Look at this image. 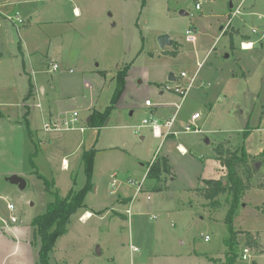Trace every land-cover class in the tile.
<instances>
[{
  "label": "rangeland",
  "instance_id": "1",
  "mask_svg": "<svg viewBox=\"0 0 264 264\" xmlns=\"http://www.w3.org/2000/svg\"><path fill=\"white\" fill-rule=\"evenodd\" d=\"M30 2L24 6L35 5L42 18L34 16L18 28L2 16L17 13L23 19L19 5L7 12L9 7L0 6L5 12L0 15V39H7L4 56L18 43L23 47L22 39H38L41 46L36 67L21 54L13 61L17 66L0 58V226L12 223L10 215L17 220L14 232L8 226L0 229L7 250L0 264H38L40 240L32 219L45 212L56 189L65 196L87 185L84 209L91 216L81 220L83 209L71 216L66 234L49 254L51 264H223L230 236L224 220L229 197L221 193L211 202L196 191L218 173L213 147L219 142L243 148L255 167L252 186L231 220L242 231L235 264H245L239 258L244 231L257 235L262 252L255 260L264 264V187L257 186L264 184V156L259 155L264 150V0H203L200 9L193 0ZM238 4L239 13L232 15ZM187 30L195 35L194 44L186 41ZM160 34L173 41L164 50L157 44ZM241 42H252V47L243 49ZM78 54L88 73L81 79V97L72 103L78 104L75 127L83 129L44 131L48 119L40 113L49 109L48 95L28 96L29 80L54 93L57 74L49 68L56 62L62 70L61 56ZM68 64L82 75L73 61ZM17 67L21 77L14 73ZM181 71L187 74L183 81L195 78L179 103L172 90L176 82L167 78ZM119 75L123 86L106 122L89 126L87 104L91 100V106L104 111ZM145 98L157 105L154 114L144 108ZM195 112L199 118L190 121ZM173 113L179 132L170 137L172 147L170 139L163 144L149 127L138 128L144 118ZM186 125L192 131L185 132ZM177 143L188 146L186 155L177 153ZM166 149L172 152L173 175L158 182L146 179L148 164ZM86 151H93L90 177L83 161ZM13 175L24 179L23 188L9 181ZM138 183H143L141 191ZM155 186L161 188L153 190ZM7 203L14 206L11 213Z\"/></svg>",
  "mask_w": 264,
  "mask_h": 264
},
{
  "label": "trees",
  "instance_id": "2",
  "mask_svg": "<svg viewBox=\"0 0 264 264\" xmlns=\"http://www.w3.org/2000/svg\"><path fill=\"white\" fill-rule=\"evenodd\" d=\"M170 54L175 55L173 50ZM123 86V77L118 76L116 92L113 95L111 104L104 111L92 110L87 124L92 127H101L106 122L107 117L114 108V104L119 98ZM32 87L29 88L28 96H31ZM215 159L224 167L226 173L223 178L214 180H204L203 185L197 188V193L204 199L214 202L216 197L221 193H227L229 197V210L225 216V222L228 225L230 236L226 241L228 251L225 255L223 264H235L238 258V241L237 235L240 230L232 227L231 220L239 200L244 196L246 191L251 188L255 167H250V158L243 148L231 149L220 142L214 147ZM93 151H86L83 155L85 171L90 177L93 166ZM260 156H264V150L260 151ZM261 161V160H260ZM262 161H264L262 159ZM171 173V167L165 156H156L146 172L145 178L148 180L160 181L163 175ZM225 180V184H223ZM258 187H264L263 183H258ZM89 186H85L78 191L70 190L65 196H61L56 189L53 194L55 198L48 202L44 213L37 215L31 221V226L40 240L38 250V264H51L49 254L57 238L67 232V224L72 215L84 209V197ZM160 186H155L153 190H159ZM245 240L243 246L255 248L256 253H261L257 235L244 231ZM255 264V262H254Z\"/></svg>",
  "mask_w": 264,
  "mask_h": 264
},
{
  "label": "crops",
  "instance_id": "3",
  "mask_svg": "<svg viewBox=\"0 0 264 264\" xmlns=\"http://www.w3.org/2000/svg\"><path fill=\"white\" fill-rule=\"evenodd\" d=\"M8 1L10 2V4L6 5V7H9V8H6V12L9 11V10L14 11V8L13 7L18 4L19 5L18 10L22 14V18H23V21H24L23 22V26L24 25L25 26L26 25H29L31 23V21H32V19H33L34 16H36V19L37 20H39L40 18H42V17L39 16L42 11L39 10L38 7H36L35 5L34 6L30 5V7L29 6H24V4H29L28 3L29 1H31L30 3H32V2H35V0H8ZM11 6H12V8H10ZM2 8L3 7H1V11H0V15L1 16L3 15L2 12H4ZM72 11L76 15H79L80 14V12H79V10H78L77 7H73L72 8ZM18 27L19 26H17V28ZM0 41L2 43V45L0 46L1 47L0 48V58H6L7 57L8 60H9V63L10 64H14V62L17 63V60H18V57L17 56L19 54H21L23 56V58H25V57L27 58V61L30 63V66L31 67H36V65L34 64V62L37 61V60H39V58L37 57V54H40L39 51L41 50V46H40V44L38 42V39H26V40H23L22 39L23 47H22V45H20L18 43V48L17 49H14L13 51H9L8 52L9 54L7 56H4V54H3L4 45L7 43V39H0ZM192 44H194V43H192ZM79 58H80L79 57V54L76 56V58L73 57V59L68 58V56H66V55L61 56V62L64 65L63 68H62V70L59 69L60 67H59V65L56 62L53 63V64H56L57 65V68H56L55 71L52 70V65L53 64L51 65V67L49 68V71L50 72L53 71V72H55V74H57V77H56V80H55V82L57 84V91H55L54 93L51 90H49V91L46 90L45 86L42 85L41 82L38 81L37 82L38 84H37L35 80H33V81L29 80V83H28V91H29V88L32 87L31 96H35V93L37 94V92H39V94L41 96L48 95V100H49V105L48 106H49V109H48V111H46V110H42L41 111L40 114H41L42 119L45 120V119H49V118H61V117L70 115L71 112H74V111L77 112L78 108H76V106L78 104L74 105L72 103V101H74L77 98L81 97L79 95L81 93V90H82L81 84H80L81 83V79H82V77L84 78V76H86V74L88 73V71L85 70V66H87V64H85L84 61H82ZM72 61H73L74 65L76 67H79L80 68L82 75L75 74L76 72L73 69H71V68L68 67L69 66L68 63L69 62H72ZM22 62H23L22 65L25 68V63H24L23 60H22ZM14 65H16V64H14ZM32 69H34L32 71L35 72V68H32ZM39 71L40 70H36V72H39ZM65 72H68L70 74H73L74 73V74L70 77V74L67 75ZM14 73L16 74V76L19 74V76L21 77L20 71H19V68L18 67L15 69V72ZM174 79H175L174 81H176L177 79H181V78L178 75V76H174ZM159 93L162 94L163 92L160 91ZM176 96L179 99V103H181V100H180L179 96L178 95H176ZM147 99H149V98H145L144 99V102ZM91 103L92 102L90 100V102L86 106V109H88V112H89L86 121H88V118H89V115H90L91 111L92 110H97L93 106H91ZM151 103H152L151 106H146L145 104H143V106H144V108H147L148 109V113L154 114L155 111H156L157 105L156 106H153L154 103L152 101H151ZM173 103L176 104V102H172V103L167 102V103H164V104L166 106H170V104H173ZM179 103L176 104L175 107L179 106ZM72 104H73V106H72ZM37 105H39V103ZM159 105H160V103L158 104V106ZM195 113H197V112H195ZM44 115H46V116H44ZM173 116H175L174 125H173V130H175L174 127H175V124H177L176 113L168 114V115H165V116H158V119L151 118V117L150 118L152 120H155V121L159 122V123H163V122H165L166 120H168L169 118H171ZM191 116H190V121L192 120L191 119ZM176 131H178V130H176ZM170 137H176V136L171 135V136H168L164 140H161V141H163V144H164V143H166V140L170 139L169 145L172 147L173 145L171 143V138ZM140 138H143V136H141ZM204 141H205V143H208V139H205ZM178 146H179V148H181V150L184 151L183 153H181V152L178 151V149H177ZM225 146H228V145L225 144ZM187 147L188 146H184L182 143H177V144L174 145V148L177 151V153H179L181 155H186L188 153L187 152ZM213 150H214V147H213ZM171 153H172L171 152V149H166L165 150V153L161 155V156H165L167 158L170 167H171V164H170V161H169L170 160L169 154H171ZM214 160L218 164V173L215 174L213 176V178H211V179L218 180V179H221V178L224 177V175H225V169L220 164V162L215 159V153H214ZM62 161L64 162L66 160L65 159H62ZM63 168H66V167L63 166ZM168 175H169V177L171 175H173L172 169H171V173L168 174ZM202 185H203V182L200 183L198 187H200ZM122 199H123L122 202H126V198H119L120 201ZM86 214H90V212L87 210L82 215L81 220H83V216H85ZM10 216H12V215H10ZM90 216H91V214H90ZM6 226H8V229H7L8 231L11 228L10 231L14 232L15 225L12 224V223H9L8 225L3 224V225L0 226V229L2 230V228L3 227L6 228ZM6 256H7V250L4 249V244L3 243H0V260L2 259V261H3L4 258H6ZM255 264H256V260H255Z\"/></svg>",
  "mask_w": 264,
  "mask_h": 264
},
{
  "label": "built area",
  "instance_id": "4",
  "mask_svg": "<svg viewBox=\"0 0 264 264\" xmlns=\"http://www.w3.org/2000/svg\"><path fill=\"white\" fill-rule=\"evenodd\" d=\"M194 1V6L196 9H200L201 8V2L203 0H193ZM243 0H241L242 2ZM10 4L9 1L7 0H0V6L2 5H8ZM239 6L240 4L237 5V8L233 11L232 15H235L237 13H239ZM3 18L14 24L15 27L20 26L23 24V19L19 18L17 13L15 15H3ZM186 41L190 42V43H195L196 42V37L193 34L192 30H187L186 32ZM250 47H245L244 43L241 42V48L243 49H248L252 47V42H249ZM57 68L56 64L52 65V70L55 71ZM179 77L181 79H177L175 82V86L173 87V91L176 95L179 96L180 100L182 101L184 99V97L187 94L188 89L190 88L191 84L194 81L195 78V74L192 75L188 81H183L182 79L187 77V74L185 72H180ZM144 104L146 106H151L152 103L149 99L145 100ZM178 107V106H177ZM46 116V115H44ZM43 116V117H44ZM46 118V117H45ZM197 118H199V114L198 113H194L191 116L192 121L196 120ZM174 120H175V116L169 118L168 120H166L163 123H159L155 120H152L150 117L147 119H143L141 125L138 126V128L140 126H148L151 129L152 134L156 137L159 138L161 140H164L166 137L168 136H176L178 134L179 131L173 130V125H174ZM78 122V113L76 111L71 112L70 115L61 117V118H49L46 122H43L42 124V129L44 131H58V130H72V129H79L82 130L83 127H75L76 123ZM191 124V123H190ZM185 132H190L192 131L191 127L189 125H186L183 129ZM194 131H196L197 129L194 128ZM138 130H136L137 132ZM178 151L183 153L184 151L181 150V148H179V146L177 147ZM155 158H153L150 163L147 166V171L149 169V166L152 164V162L154 161ZM129 183L135 184V182L133 180H129ZM142 184L143 183H138V188L137 191H141L142 189ZM147 199H149L150 197L147 196ZM7 209L12 212L14 209V206L11 203H7L6 205ZM126 214L127 216H130V209L126 210ZM16 218L14 216H10V222L14 223L16 222ZM209 239L208 235H205L204 240L207 241ZM133 251H137L136 247L132 248ZM255 255H256V250L253 247L250 246H243L242 249L239 252V258L245 263V264H254L255 262Z\"/></svg>",
  "mask_w": 264,
  "mask_h": 264
},
{
  "label": "water",
  "instance_id": "5",
  "mask_svg": "<svg viewBox=\"0 0 264 264\" xmlns=\"http://www.w3.org/2000/svg\"><path fill=\"white\" fill-rule=\"evenodd\" d=\"M181 15H186L184 11H180ZM157 44L161 50H164L167 46H171L173 44V41L170 39V37L166 34H160L157 37ZM168 81H174V75L172 73H169L168 75ZM9 181L13 184H18L19 188H23L25 186V181L23 178L13 175L9 178ZM225 180H223V184H225Z\"/></svg>",
  "mask_w": 264,
  "mask_h": 264
},
{
  "label": "bare ground",
  "instance_id": "6",
  "mask_svg": "<svg viewBox=\"0 0 264 264\" xmlns=\"http://www.w3.org/2000/svg\"><path fill=\"white\" fill-rule=\"evenodd\" d=\"M245 45V47H250L249 42H243ZM90 217V214H86L85 216H83V221H85L86 219H88Z\"/></svg>",
  "mask_w": 264,
  "mask_h": 264
}]
</instances>
